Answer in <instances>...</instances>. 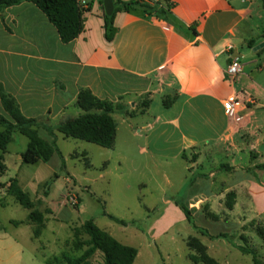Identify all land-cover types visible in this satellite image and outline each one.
<instances>
[{
  "label": "crops",
  "instance_id": "1",
  "mask_svg": "<svg viewBox=\"0 0 264 264\" xmlns=\"http://www.w3.org/2000/svg\"><path fill=\"white\" fill-rule=\"evenodd\" d=\"M87 1L90 8L84 14L82 31L68 43L60 40L56 28L32 3L0 11V89L15 99L24 117L38 118L41 125L51 127L80 113L74 103L81 89L99 99H121L134 114H116L120 122L113 114L115 139L122 127L125 145L135 147L139 156L154 163L182 161L190 173L200 172L186 183L183 201L203 225L227 226L212 232L213 236L230 229L239 238L246 233V225H264V170L247 172L264 163V149L259 150L264 140L261 0H166L172 5L173 23L155 17L160 12L150 17L117 12L116 33L110 42L104 36L103 0ZM228 46L233 49L227 51ZM232 57L238 58L242 71L230 83L225 69ZM156 95L167 96L172 103L150 120L130 123L148 114ZM230 97L237 99L239 122L229 119L223 108V101ZM147 100L148 106L142 108ZM0 115L7 117L1 101ZM38 134L52 140L42 127ZM59 136L56 133L55 143ZM4 155L1 174L7 170ZM192 157L195 161L188 163ZM221 158L228 162H220ZM184 178L188 177L183 173ZM16 180L25 191L17 176ZM229 192L235 198L227 210ZM163 206L148 232L185 219L173 198L165 199ZM12 244L13 255L22 251L17 242Z\"/></svg>",
  "mask_w": 264,
  "mask_h": 264
},
{
  "label": "rangeland",
  "instance_id": "2",
  "mask_svg": "<svg viewBox=\"0 0 264 264\" xmlns=\"http://www.w3.org/2000/svg\"><path fill=\"white\" fill-rule=\"evenodd\" d=\"M161 100L170 99L156 95L148 114L130 119V123L150 120L159 109L164 111ZM114 116L120 122L118 115ZM120 128L114 146L109 149L59 136L56 148L63 161L57 154L48 163L37 164L22 162L20 154L26 149L27 138L19 133L14 135V141L9 143L4 155L3 164L7 170L4 174L0 171V203H3L0 205V264H45L46 260L58 257L62 252L79 256L84 248H78L76 242L84 241L87 236L81 235L74 240L73 229L90 219L119 243L137 250L133 264H196L189 259V255H197L188 247L187 241L192 237L208 248L204 246L217 264H253L254 258L264 264L262 224L246 225V233L239 236L241 239L230 229L226 239H210L184 218L176 219L170 226L160 224L155 231L148 232L151 223L162 214L164 200L173 198L184 204L186 183L200 172L190 173L184 169L182 161L155 160L154 163L146 156H139L135 147L125 145L123 128ZM220 162L226 164L228 161L221 158ZM183 173L188 178L183 179ZM16 176L36 210H54V214H45L46 223L38 238L33 236L34 224L27 222L28 210L7 196L2 186ZM33 178L36 179L34 182ZM217 180L218 177L214 181ZM45 182L48 191L44 189ZM140 183L145 186L139 187ZM45 190V198L37 200ZM103 213L124 221L125 226ZM193 220L199 229L212 236V232L227 228L224 223L203 225L197 217ZM10 221L21 224L13 225ZM14 242L22 248L15 255L11 247ZM237 246L245 248L246 252L239 251ZM90 263L101 264V253L96 252Z\"/></svg>",
  "mask_w": 264,
  "mask_h": 264
},
{
  "label": "trees",
  "instance_id": "3",
  "mask_svg": "<svg viewBox=\"0 0 264 264\" xmlns=\"http://www.w3.org/2000/svg\"><path fill=\"white\" fill-rule=\"evenodd\" d=\"M78 0H0V11L10 6L29 2L34 4L56 28L60 40L68 43L74 40L82 31L84 14L89 10L81 9L77 3ZM264 7V0H261ZM114 10L110 16H103V28L105 39L110 42L113 40L116 29L113 25L114 16L117 12L134 13L141 16H153L160 12L159 16H155L160 20L172 22L170 17V9L172 5L166 0H130L127 2L115 0L113 2ZM0 101L7 117L0 115V162L3 160V154L9 143L12 142L14 135L19 133L27 138V146L20 157L25 164H35L37 162L47 163L54 154H58L63 161L58 149L56 148V133L61 134L65 138H71L97 145L101 148H112L116 135V122L113 114H119L125 117H131L134 111H129V106L119 99L112 102L106 99H99L94 96L90 90L81 89L75 99L74 105L79 109L80 113L73 118H67L61 124L54 127L41 125L40 119H32L24 117L18 107L15 99L0 89ZM149 101L141 103L142 108L148 106ZM172 103V99L163 101L166 108ZM42 127L52 138L51 141L44 140L38 134V129ZM183 159H186L182 155ZM195 157H192L188 163H193ZM253 169L264 170V163L256 165L254 168L247 169V172H253ZM3 166L0 163V171ZM204 177V175L202 176ZM5 187L7 196H11L15 202L28 210L27 222L34 224L33 236L38 238L41 230L45 225V214L50 210L40 212L34 208L35 204L29 198V194L22 190L16 178L10 179ZM48 191V183L43 185ZM47 191L43 193L46 196ZM234 193L229 192L225 196V207L230 210L234 203ZM175 204L182 211L186 221L195 229L210 239L225 238L227 234L210 235L206 230L199 229L192 217L193 209H188L183 203L175 201ZM3 206V203H0ZM206 213V212H205ZM106 215L110 220L125 226L124 221L116 219L113 216ZM207 217L216 221L215 215L206 214ZM13 225H19L20 222H12ZM81 235L87 236L82 242H76L78 248H84L79 256L72 257L66 253L60 254L58 257L46 260L45 264H91L90 259L96 252H100L102 256L101 264H133L137 250L133 247L123 245L109 235L106 231L97 227L92 219L85 221L80 227L73 229V239L77 240ZM188 247L195 250L189 255V259L193 263L217 264L216 260L209 257L205 247L199 243L194 237L189 238ZM239 251L246 252V249L238 246ZM253 264H260L257 259H253Z\"/></svg>",
  "mask_w": 264,
  "mask_h": 264
},
{
  "label": "built area",
  "instance_id": "4",
  "mask_svg": "<svg viewBox=\"0 0 264 264\" xmlns=\"http://www.w3.org/2000/svg\"><path fill=\"white\" fill-rule=\"evenodd\" d=\"M77 3L81 9H87L89 6L87 0H78ZM232 49H233L232 46L227 47V51H231ZM241 71H242V65L239 62L238 58L232 57L230 63L227 65L225 69V75L227 81L233 83L236 77L241 73ZM222 105L229 119L235 122L240 121L241 117H239L237 114V105H238L237 99H235L234 97H230L228 99H225ZM70 201L71 203L74 204V200L72 198H70Z\"/></svg>",
  "mask_w": 264,
  "mask_h": 264
},
{
  "label": "water",
  "instance_id": "5",
  "mask_svg": "<svg viewBox=\"0 0 264 264\" xmlns=\"http://www.w3.org/2000/svg\"><path fill=\"white\" fill-rule=\"evenodd\" d=\"M102 4H103V8H104V14L106 16H110L114 10L113 1L112 0H103ZM263 149H264V140H263L262 145L260 146L259 150L263 151Z\"/></svg>",
  "mask_w": 264,
  "mask_h": 264
}]
</instances>
